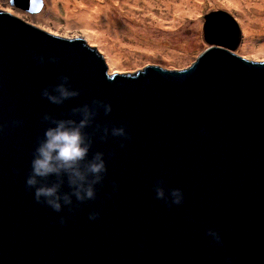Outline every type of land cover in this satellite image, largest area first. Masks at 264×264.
Wrapping results in <instances>:
<instances>
[{"label":"water","instance_id":"1","mask_svg":"<svg viewBox=\"0 0 264 264\" xmlns=\"http://www.w3.org/2000/svg\"><path fill=\"white\" fill-rule=\"evenodd\" d=\"M233 15H209L212 46L188 68L110 74L87 38L0 9V264H264V60L236 53L243 32ZM61 76L80 95L51 104L41 92ZM94 100L112 106L85 129L89 157L103 152L107 173L94 200L73 197L54 212L25 184L49 126L43 116L67 119ZM97 125L123 126L128 138L102 140ZM161 181L182 190V204L156 198Z\"/></svg>","mask_w":264,"mask_h":264},{"label":"rangeland","instance_id":"2","mask_svg":"<svg viewBox=\"0 0 264 264\" xmlns=\"http://www.w3.org/2000/svg\"><path fill=\"white\" fill-rule=\"evenodd\" d=\"M98 1H100L99 6L106 12L101 11L102 18L99 16L96 25L103 30L104 38L107 40L106 45L87 36L89 32H84V28H66L64 21L58 23L57 26L53 21L47 24L36 20L32 15L39 14L41 11L29 12L11 4L10 0H0V9L7 10L51 33L69 38L80 36L87 38L89 44L96 46L104 55L110 74L138 72L149 65H159L168 70L190 67L203 51L212 46L205 40L204 27L209 15L216 10L234 14L233 16L242 27L243 38L236 53L251 60H264V51L256 53L244 49L251 43L248 34L244 40V31L247 32L249 26L243 15L249 14L251 17L249 22L255 23L252 26L255 38L260 32V22L257 18L261 16L259 7L247 4L245 0H154L155 6H152V11L146 8V0ZM234 1L238 3L234 4ZM178 6L182 8L178 10ZM44 7L43 11H48V6ZM63 17L65 18V16H61V18ZM228 25L231 24L228 22ZM254 30L257 31L254 32ZM88 31L90 30L88 29ZM135 35L151 41L153 44L150 46L158 44L157 48L152 50L146 44L138 45ZM258 39L259 44L264 42L263 37ZM108 44L115 54H118L122 49L121 57L125 64L130 60H135L136 57L140 59V62L121 67L110 66ZM135 52L138 54L135 55Z\"/></svg>","mask_w":264,"mask_h":264},{"label":"clouds","instance_id":"3","mask_svg":"<svg viewBox=\"0 0 264 264\" xmlns=\"http://www.w3.org/2000/svg\"><path fill=\"white\" fill-rule=\"evenodd\" d=\"M52 59L54 62L55 58ZM39 60L41 63L44 62L43 57ZM58 79L57 84L44 88L41 92L51 104L63 105L65 101L80 95V91L71 86L68 76H61ZM101 109L108 115L112 111V106L110 103L94 100L91 105L74 107L71 110L72 116L67 119H56L48 114L43 116V120L49 126L34 150L31 172L25 181L37 203H43L54 212L60 213L65 207L73 206V197L78 203L96 198V186L103 182L107 165L103 152H96L89 157L93 141L85 129L92 126ZM97 132L102 133L100 136L102 140H106L109 135L128 138V132L123 126L112 127L109 130L107 126L101 129L97 125ZM50 177L55 179L45 183ZM65 184L68 191H64ZM161 185L162 181L158 182L154 189L157 199L165 200L170 206L183 203L181 189L166 191ZM98 215L99 213L90 214L89 219L95 220ZM63 222L64 219L61 217V223ZM208 235L213 237L216 243H222L219 234L214 230H209Z\"/></svg>","mask_w":264,"mask_h":264},{"label":"bare ground","instance_id":"4","mask_svg":"<svg viewBox=\"0 0 264 264\" xmlns=\"http://www.w3.org/2000/svg\"><path fill=\"white\" fill-rule=\"evenodd\" d=\"M7 1V0H6ZM146 8L149 11H152V6H155L154 0H146ZM98 5H93V4ZM100 1L98 0H44V6H48L46 12H44V6L41 10V13L32 15L36 20L43 21L47 24L51 23L50 21L54 22V25H59L58 23L63 22L65 23L66 28H84V32H89L87 36H89L91 39H96L99 43L107 44V40L104 38L103 30L98 27L96 24L98 22L99 16L102 18V12H106L102 7L99 6ZM238 3L237 1H234V4ZM245 3L250 4L252 6L259 7V12L261 16L257 18L259 23V29L260 32L258 33L257 38H255V33H253L252 26L255 25V23L249 22V19L251 18L249 14H244V18L247 20V25L249 26V30L246 32L244 31V40L248 36H250V43L251 45H247L244 47L247 51L252 52H262L264 51V42L262 44H259V39L263 37L264 38V0H245ZM197 5V4H195ZM177 7V5H176ZM182 7L178 6V10H180ZM61 16H65V18H61ZM88 29L91 31H88ZM242 29V27H241ZM257 30H254L256 32ZM243 32V30H242ZM137 38V44H146L149 46L150 49L154 50L157 48V46H150L153 43L149 40L144 39L143 37H139L138 35H135ZM264 41V40H263ZM109 49V63L110 66H117L121 67L123 65H133L138 64L140 62V59L136 57L135 60H130L129 63H124L121 57V50L118 54H115L113 50L109 48V44L107 45ZM137 55L138 53H134ZM149 56V55H147ZM186 58V57H184ZM187 59V58H186Z\"/></svg>","mask_w":264,"mask_h":264}]
</instances>
